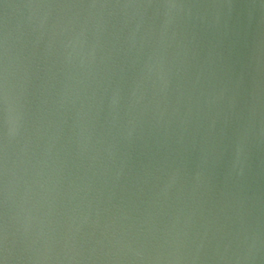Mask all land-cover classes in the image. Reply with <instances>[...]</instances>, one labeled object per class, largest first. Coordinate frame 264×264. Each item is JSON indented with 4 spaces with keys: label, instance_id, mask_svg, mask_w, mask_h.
<instances>
[{
    "label": "water",
    "instance_id": "1",
    "mask_svg": "<svg viewBox=\"0 0 264 264\" xmlns=\"http://www.w3.org/2000/svg\"><path fill=\"white\" fill-rule=\"evenodd\" d=\"M0 264H264V0H0Z\"/></svg>",
    "mask_w": 264,
    "mask_h": 264
}]
</instances>
